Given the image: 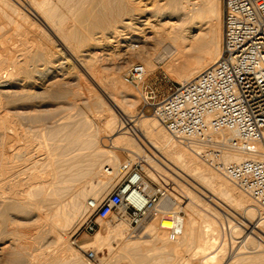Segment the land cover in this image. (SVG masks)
<instances>
[{
    "label": "bare ground",
    "instance_id": "bare-ground-1",
    "mask_svg": "<svg viewBox=\"0 0 264 264\" xmlns=\"http://www.w3.org/2000/svg\"><path fill=\"white\" fill-rule=\"evenodd\" d=\"M14 1L0 0V20L5 19L0 22V31L15 24L19 27L14 29V35L21 36L25 23L34 28L35 35L31 41V33V43L25 41L24 36L30 33L23 26L27 33L21 36L20 44L0 36V264H86L57 227L63 229L86 206L87 190L97 192L93 200L98 202L110 182L123 174L121 164L128 163L123 149L136 155L143 151L144 143L128 135L133 127L143 141L147 138L151 147L164 153L175 166L168 167L174 174H187L211 193L207 195L210 202L220 204L215 197L221 196L234 209L240 207L248 220L242 222L248 234L246 243L255 244L264 252V209L214 171L200 155V148L176 139L155 116H136L133 107L139 103L140 95L122 76L134 59L143 62L145 76L156 70L148 50L150 44L162 45L165 52H170L169 73L179 84L192 81L217 63L223 50L221 0H162L157 6L152 5L147 15L138 12L134 0ZM19 20H23L21 25ZM87 110L94 116L104 115L105 128L94 127ZM119 113L127 116L131 124L127 129ZM211 135L228 143L236 136L226 129ZM256 148L257 153L230 149L225 159L239 162L264 158V137L257 141ZM143 153L144 160L150 162L147 170L151 177L165 183L172 180L173 173L153 162L145 149ZM129 155L133 160L138 158ZM158 168L171 178L162 175ZM96 177L100 178L98 185L91 180ZM83 179L90 181L85 182L88 185L91 181L96 185L91 183L90 189L82 190L77 181ZM123 212L124 208L118 216L112 214V220H106L105 228L92 242L97 246L113 237L116 241L115 247L109 245L110 257L102 264H180L183 253L192 249L202 255L204 264H258L246 255L238 262L218 261L226 250L225 244L220 246L218 241L220 222L212 217H206L204 225L196 220L185 221L176 240H171L154 220L141 225L149 239L131 240L124 238L130 221ZM111 221L113 225L109 224ZM34 229L36 232L31 234ZM235 229L234 234H239ZM211 230L216 232L212 236ZM143 232L142 229L140 233ZM29 236L32 242L28 241ZM39 241L41 247L33 248ZM53 242L56 248L48 250Z\"/></svg>",
    "mask_w": 264,
    "mask_h": 264
},
{
    "label": "built area",
    "instance_id": "built-area-1",
    "mask_svg": "<svg viewBox=\"0 0 264 264\" xmlns=\"http://www.w3.org/2000/svg\"><path fill=\"white\" fill-rule=\"evenodd\" d=\"M223 1L221 58L192 81L171 88L161 102L152 93L146 105L169 133L200 148L211 168L264 209V158L225 159L230 149L257 153L256 143L264 137V0ZM144 76V65L137 63L128 69L126 80L138 84ZM223 129L235 132L233 142L212 137ZM122 172V179L100 201H88L87 218L78 231L94 233L99 220L124 208L132 227L155 220L176 240L184 216L164 207L169 191L147 180L140 164H124Z\"/></svg>",
    "mask_w": 264,
    "mask_h": 264
},
{
    "label": "rangeland",
    "instance_id": "rangeland-1",
    "mask_svg": "<svg viewBox=\"0 0 264 264\" xmlns=\"http://www.w3.org/2000/svg\"><path fill=\"white\" fill-rule=\"evenodd\" d=\"M11 1L13 2L14 0H11ZM161 2H162V0H158V1L157 0H154V1L153 0L152 1L151 0H134L133 1V4L138 7V12H142V13H144V14L147 15V13L149 12L148 10H150L154 5H156V4L158 5ZM220 5H221L220 6V10H221V18H222V19L220 18L221 19L220 25H221V28H223L222 29L223 30L222 32H224V23H223L224 1L223 0H221ZM4 21H5V19H2L1 18L0 22L4 23ZM19 21H20V23H19ZM19 21H18V25H21V23H23L21 21H23V20H19ZM24 24L25 23L22 24V28L21 29L23 31V34H21V36L23 37V35H25V33H27V31H28L27 29H29V33L30 34L28 33L29 34L28 36L25 35L23 39L25 41L31 43L30 42L31 35L33 34L32 35V39H31V41H32L33 38H34V35H35L34 34L35 33V30H34V28L32 29V27L29 24H28L29 26L28 25H24ZM23 26H25V29L28 27L26 29L27 31H25V29H24ZM4 27L7 28V31H5L6 28H4L2 30V32L0 31V36H2L3 38H5V37H8L9 38L10 37V39L12 40V42L16 41V42H18V44H20L22 37L17 33L18 34L17 36H20V37H18L19 38L18 39L17 36H15L16 33H15V30H14L15 28H17L19 26L15 27V24H13L11 26L9 25V27L7 25L4 26ZM12 30H14V31H12ZM32 30L34 31V33H33ZM9 31L10 32L12 31L13 33H10ZM4 32L6 33V35H4ZM223 37H224V33H223ZM16 38L18 40H20V41H18ZM136 44H135V46H137ZM150 45H149L148 48H150V47L151 48L148 49V50H150L151 56L153 58V63L155 64V69L156 70L154 72L149 71L147 73V75L145 76L144 80H141L138 84H133V83L128 82L126 80V73H127L128 69L132 65H134V64H137V63L143 64V62L140 59H134V62L132 64H129L128 67H126V69H124L125 72L124 71L122 72V76H123L124 81L128 85H130L132 87V89L135 90L136 93H138L140 95L139 96V100L140 101L138 100L139 103L137 105L136 104L134 105L135 108L133 107V111L135 110L134 112L136 113V116H138V117H140L142 115H147V116H152V117L154 116L153 115V108L151 106L146 105V99H149V97L152 95V93L154 95H156V101L159 103L163 98H165L167 95L170 94L171 88H174L177 84H179L176 80L173 79V76L170 75L171 73H169V64H170V59H171V56L169 55L170 52L169 51L168 52L166 51L167 52L166 53L165 50H164V46H162V45H159V44H150ZM157 45H159V46H157ZM163 52L165 53L166 56H164V53ZM161 54H162L163 57L161 56ZM87 115L92 120V123H93V126L94 127H97V128L100 127V129L105 128L104 127V122H103L104 121V118H105L104 115L100 114L101 116L99 115V117L96 116V115L94 116L88 110H87ZM118 115H119V117L121 119V122L126 125L125 129H127L129 126H131V124H128V122H127V119H128L127 116H125V115H123L121 113H119ZM128 132H129L128 135L136 138V140L138 142L141 141L142 143H144L142 145L143 151H141L140 154H138L139 153L138 152L137 155H136L134 152H131V151L125 150V149L122 150V148H120V150H122L124 159H126L127 162H128L127 164H130V165L135 164V163L140 164V166L142 168V171L144 173V176H145V178L147 180H149L150 182H153V183L160 184V185L164 186L169 191L170 197H168L167 200L164 203V207L167 210L172 209V211H181L182 214H183V216H184V218H185L184 222L185 221L186 222H189L191 220H196V221L201 222L200 223L201 225H204V220L207 219L206 217H208V218H211L212 217V219L214 218L216 221L220 222L219 224L217 223L218 225H220V226H218L219 230H221V234H220L221 236L220 235L218 236V238L219 237H221V238H219L220 240L218 239V241H219V245L220 246L222 244L223 245L225 244V246H223V245L222 246L225 247V248H223V250H226V251H223V255H222V257H220V258H224V259L221 260L219 258L218 261L220 260L221 263L223 261L224 262H229L230 260L231 261L238 262V261H240L241 258H243V256L246 255L247 256V259L249 261L257 262L258 264H263V263H260V262H263L264 261V257H262V255L264 254V252L262 251V249H256V247L254 246L255 244H252L253 245V248H252L251 243H248V242L246 243V240L245 239L247 238V235L248 234L246 233L247 232V229H246V227H245L244 224L245 223H248V220H247V217H246L245 213L243 212L242 209H240V207H236L235 206L237 209L236 208L234 209L233 208L234 206H231L232 203H230L229 201L226 202L227 200L224 201L225 199L222 198L221 196H218L219 198L215 197V199H217L216 200L217 201V204L218 203H220V204L215 205L212 202H210V200H209V198H208L207 195L210 196L212 194L211 193H207V191L203 187H201L197 182H194L192 178L190 179V176H188L187 174L184 175V173L181 172L178 168H177V170L182 173V176H180V175L177 176V174H174L168 167L170 165V166H172V167L175 168V166L172 165L171 162H169L167 160V157L164 155V153L162 154L160 151H157L156 148L151 147L152 145L149 142H147V140H146L147 138L146 139L144 138V141H146V142H144L142 140V136L140 135V133L134 127H133V129H131V132L130 131H128ZM102 134H104V133L102 132ZM175 138L178 139L177 137H175ZM113 143H114L113 147H115L117 144L115 142H113ZM117 149H119V148H117ZM144 149H145V154L146 155H147V153L150 154V155H148V157L151 158V159L152 158L154 159V160L152 159L153 162H155V163L157 162V164L159 166L161 165V167L164 170H166L167 173H170V174L173 173L172 174L173 175L172 176V180H170V181H168L166 183L165 182H159V180H156V178L151 177V175H149V171L147 169H148V166H149L148 163H150V162L144 160V158H143ZM134 150H136V149H134ZM129 153L130 154H133L134 156H138V158L136 159V157H135L134 160L131 159V156L129 155ZM156 155L157 156L159 155V156L157 157ZM139 156H140V158H139ZM160 156H162V157H160ZM159 158H160V160H159ZM121 165L123 166L124 164H121ZM162 165H164V166H162ZM107 168H108V166H106V169ZM165 168H167V169H165ZM158 171H162V170H160L158 168ZM160 173H162V175H166L167 177H170L169 174H167V173L165 174V172L163 174V171L160 172ZM122 176H123V174L120 175L119 177H116L113 180V182L112 181L110 182V185L106 188V191H105L106 193L105 192H102L99 195L100 200L113 189V187L122 179ZM97 178L100 180L99 177H96V179L95 178L91 179V180H93V183H96L98 181ZM173 178L177 179L178 182L176 180H173ZM83 180L82 181H77V183L78 184H81L82 187H80V188L82 190H85L86 191L87 189H90L91 188L90 185H91L92 181H91L90 185H88L90 181L88 180V182H86L87 180L86 181L85 180L83 181ZM82 182H84L83 183L84 185L82 184ZM85 182L88 183V184H86ZM191 182H193L194 184L191 183ZM77 183L75 185H78ZM96 184L98 185V183H96ZM96 184H93V185H96ZM172 185L175 186V188H176V191H174V192H173ZM181 185L184 186V187H182ZM203 186L205 187V185H203ZM84 188H86V189H84ZM187 188L190 190V192L188 191ZM205 188H209V187L206 186ZM235 188L238 190L237 187H235ZM88 191L89 190H87L86 192L89 193V194H87V196H86V198L84 200V205H86V206L80 211V213H78L79 216L76 215L77 217L72 218L73 219V220H71L72 222L71 223L69 222V224L66 225L67 228H66V226L65 227L62 226L63 229H60V226L57 227V232L61 235V237L65 236L63 238H65V239L68 240V243L71 246V248L74 251H76L77 256H79L80 258H82L85 261L86 264H102L104 261H106L110 257V252L109 251H111V249L109 250V245H110V247L113 246L114 244H116V241H115L114 237L111 238V240L112 239H114V240H112V241L110 240V242H109L108 239H106V241H107L106 244L108 243V246L105 244V241H100L97 246H94L92 242H94L96 240V238H95L96 234L98 233V231L100 229H104L105 228V225H106L107 221L108 222L110 221V219H108V218H111L112 216L111 217H108L107 219H104L105 221L107 220L106 222L103 221V220H99L98 221L97 230L94 233H88L86 231H78V229L81 226V224L87 218V214H88V211H87L88 210V201L90 199H95V194L97 193L96 191H92V192L91 191L88 192ZM171 191L174 194H171ZM238 191L241 192L240 190H238ZM193 192L195 194H200V195H196L198 197V199L195 196V194H193ZM204 193H206V194H204ZM176 195H177V197H175ZM175 199L176 200L178 199V200L175 201ZM206 201L208 202V204H207L208 206L205 205L206 204ZM177 203L179 205H177ZM200 203H202V205ZM209 205H211L212 207L210 208ZM190 206H192V208L194 210H196V213H198V214H196L192 210V208H190ZM213 207L215 209H213ZM186 208H188V209H186ZM214 210H217L219 212L220 216H219V214H218L217 211H215V212H217L215 214ZM199 212L202 213V216H201L202 218L199 217L201 215V214H199ZM206 214L208 216H206ZM113 215L114 216H118V213L117 214H113ZM220 218H221V220H220ZM111 220H112V218H111ZM114 220H116V219H114ZM232 221L235 223L234 227H232L233 224H234ZM243 221L245 223H242ZM112 222L113 221H111L109 224L110 225H113ZM222 222H223V224H222ZM230 222L233 223V224H231ZM229 223L231 224V227H228L230 225ZM129 226H130V230H128L127 232H125L124 238L131 239V240H132V238H134L133 240H136V239L137 240H140L141 238H142L141 240L147 239V238L149 239V234L145 232L144 228H142L141 225L139 227H132L131 225H129ZM224 227H226V228H224ZM235 228L238 230L239 234H237V233L234 234V229ZM142 229L144 231L143 234H141L142 233ZM236 229H235V232H237ZM240 229H243V230H240ZM244 229H245V231H244ZM35 232H36V230L34 229V231H32L31 234H33ZM240 232L241 233L243 232V233L241 234ZM215 233L216 232H214L213 230H211L210 236H212ZM245 234H246V236H244ZM256 235H258V234H256ZM256 235H253V237L256 240L260 241L259 237H257ZM29 238H28V241H31L32 242L33 241V238H31V236H29ZM109 239H110V237H109ZM227 239H228V242L225 241ZM40 243H42V242L39 241L38 243H34L33 244V248L34 247L35 248H40L41 245H42V244L40 245ZM111 243H113V244H111ZM91 244H92V246H91ZM243 244L246 245L245 246L246 248L244 247ZM113 247H115V246H113ZM241 247H244V248L241 249ZM254 247H255V249H254ZM55 248H56V243L53 242V243H50V245L48 247V250H54ZM241 250H243V252ZM192 251L194 253L193 255L191 253ZM91 253H94V256L91 255ZM260 254H261V256H260ZM209 255H210V253H209ZM252 255H253V257L251 258ZM239 256H240V258H239ZM187 257H188V259H187ZM189 257H190V260H189ZM260 257H262V258H260ZM250 259H252V260H250ZM181 260H183V262ZM181 260H180V264H181V262H182V264H184V263L185 264H204L203 263V259H202V255L201 254H198V253L196 254L193 249L190 250V252L189 251L184 252L183 253V257H182Z\"/></svg>",
    "mask_w": 264,
    "mask_h": 264
}]
</instances>
